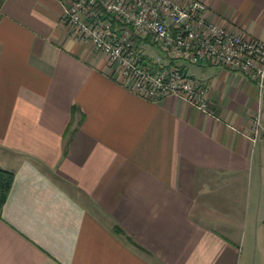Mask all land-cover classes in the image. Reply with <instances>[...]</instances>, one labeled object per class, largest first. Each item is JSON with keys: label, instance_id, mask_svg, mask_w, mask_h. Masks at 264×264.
Here are the masks:
<instances>
[{"label": "crops", "instance_id": "0c3cea01", "mask_svg": "<svg viewBox=\"0 0 264 264\" xmlns=\"http://www.w3.org/2000/svg\"><path fill=\"white\" fill-rule=\"evenodd\" d=\"M63 1H0V264H264V95L177 62L207 112L143 100L67 34ZM200 1L264 44V0Z\"/></svg>", "mask_w": 264, "mask_h": 264}, {"label": "built area", "instance_id": "2783aa9c", "mask_svg": "<svg viewBox=\"0 0 264 264\" xmlns=\"http://www.w3.org/2000/svg\"><path fill=\"white\" fill-rule=\"evenodd\" d=\"M205 13L200 0H64L60 24L74 42L102 54L111 73L143 100L173 96L207 112L205 86L177 62L237 72L264 95V44L209 22ZM148 46L153 58L142 51ZM260 131L256 114L249 140Z\"/></svg>", "mask_w": 264, "mask_h": 264}, {"label": "trees", "instance_id": "16d2710c", "mask_svg": "<svg viewBox=\"0 0 264 264\" xmlns=\"http://www.w3.org/2000/svg\"><path fill=\"white\" fill-rule=\"evenodd\" d=\"M11 181H12L11 173L0 169V208L5 201L9 187L11 185Z\"/></svg>", "mask_w": 264, "mask_h": 264}]
</instances>
